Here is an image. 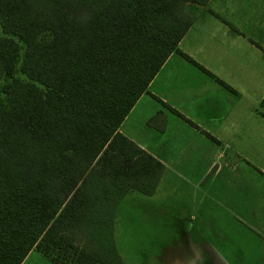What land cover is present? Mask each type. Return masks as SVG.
Returning a JSON list of instances; mask_svg holds the SVG:
<instances>
[{
  "label": "trees",
  "instance_id": "trees-1",
  "mask_svg": "<svg viewBox=\"0 0 264 264\" xmlns=\"http://www.w3.org/2000/svg\"><path fill=\"white\" fill-rule=\"evenodd\" d=\"M207 1L0 0V264H125L117 204L164 165L119 127L171 54L204 69L179 42Z\"/></svg>",
  "mask_w": 264,
  "mask_h": 264
},
{
  "label": "crops",
  "instance_id": "crops-1",
  "mask_svg": "<svg viewBox=\"0 0 264 264\" xmlns=\"http://www.w3.org/2000/svg\"><path fill=\"white\" fill-rule=\"evenodd\" d=\"M179 48L204 69L171 54L119 131L164 165L158 184L184 173L196 198L209 177L223 205L204 213L226 246L243 247L237 261L264 262V0H208ZM21 264L54 263L31 250Z\"/></svg>",
  "mask_w": 264,
  "mask_h": 264
},
{
  "label": "rangeland",
  "instance_id": "rangeland-1",
  "mask_svg": "<svg viewBox=\"0 0 264 264\" xmlns=\"http://www.w3.org/2000/svg\"><path fill=\"white\" fill-rule=\"evenodd\" d=\"M166 176L151 195L130 190L123 195L115 210L114 240L117 252L125 264H264L253 262L252 254L242 255L239 262L236 251L243 247L226 246L221 230L216 229L210 215L204 213L208 201L222 208L219 190L205 178L191 197L190 177ZM186 180L188 182H186ZM217 186L220 182H216ZM215 183V184H216ZM217 198V199H216ZM195 199L199 213L191 211ZM215 200V201H214ZM229 209L235 210L226 201ZM216 227V228H215ZM235 251H234V250ZM262 256L261 254H258ZM230 258V259H229ZM234 258V259H233ZM231 260V261H223Z\"/></svg>",
  "mask_w": 264,
  "mask_h": 264
}]
</instances>
